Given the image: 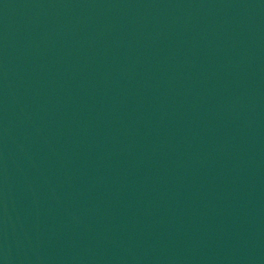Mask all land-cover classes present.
<instances>
[{
	"label": "water",
	"instance_id": "water-1",
	"mask_svg": "<svg viewBox=\"0 0 264 264\" xmlns=\"http://www.w3.org/2000/svg\"><path fill=\"white\" fill-rule=\"evenodd\" d=\"M0 264H264V0H0Z\"/></svg>",
	"mask_w": 264,
	"mask_h": 264
}]
</instances>
